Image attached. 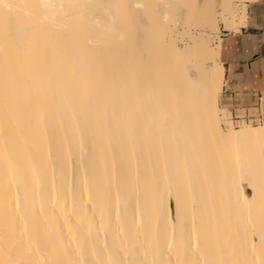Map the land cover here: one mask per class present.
Returning a JSON list of instances; mask_svg holds the SVG:
<instances>
[{
	"label": "bare ground",
	"instance_id": "6f19581e",
	"mask_svg": "<svg viewBox=\"0 0 264 264\" xmlns=\"http://www.w3.org/2000/svg\"><path fill=\"white\" fill-rule=\"evenodd\" d=\"M212 1L0 0V264H264V123L223 127L210 38L254 0Z\"/></svg>",
	"mask_w": 264,
	"mask_h": 264
},
{
	"label": "crops",
	"instance_id": "0c3cea01",
	"mask_svg": "<svg viewBox=\"0 0 264 264\" xmlns=\"http://www.w3.org/2000/svg\"><path fill=\"white\" fill-rule=\"evenodd\" d=\"M246 14L238 30L223 35L219 53L225 76L220 107L239 116L254 115L264 102V0L247 2Z\"/></svg>",
	"mask_w": 264,
	"mask_h": 264
},
{
	"label": "rangeland",
	"instance_id": "374dc122",
	"mask_svg": "<svg viewBox=\"0 0 264 264\" xmlns=\"http://www.w3.org/2000/svg\"><path fill=\"white\" fill-rule=\"evenodd\" d=\"M220 1L221 0H214V1H212L213 3L215 2V6L216 7H218V4L220 3ZM217 3V4H216ZM238 4V5H237ZM213 5V4H212ZM237 5V6H236ZM240 3H237L236 1H233V10L236 12V13H240L241 11H242V9L244 8V7H246L247 8V6H245L244 4L243 5H241ZM247 5V4H246ZM243 7V8H242ZM218 10H219V12L221 13L222 11L220 10V8L218 7ZM218 12V13H219ZM195 28L200 32V31H203V32H205L203 29H205L204 28V26L202 25V23H199L198 21H196L195 23ZM241 25V24H240ZM239 25V26H240ZM217 27H218V29H210L211 30V34H210V38L212 39L211 40V44H212V46H213V48L218 52V54L220 53V43H221V39H222V37H223V35L226 33V31L228 30V28L226 27V24H225V22L221 19V18H218V20H217ZM202 29V30H201ZM227 29V30H226ZM195 32V31H194ZM180 45L181 46H183L182 45V42H180ZM217 47H219L218 49H217ZM207 65H208V67H209V69H210V67H211V63H209L208 61H207ZM222 94V93H221ZM221 94H220V96H219V104H220V100H221ZM220 106H221V104H220ZM222 107V106H221ZM225 113L226 112H224L223 111V113H222V118H223V127L224 128H226V129H229V128H238V127H246V126H256V125H260V124H263L264 123V121H262V122H260V123H254V122H251V124L249 123V124H245V125H240V126H238L237 127V125L238 124H234V123H232V125H229V124H227V122L225 121V117H224V115H225ZM262 114H263V119H264V102H263V104H262ZM242 185H243V187L245 188V190H246V192H247V194L249 195V196H253V194H252V191H250V190H248L247 189V184L243 181L242 182ZM261 185V184H260ZM262 187H263V185H261ZM260 186V187H261ZM250 221V220H249ZM252 222H255V225H257L256 227H258V228H262L263 230H264V223L262 224V222H257L256 220H251ZM237 222H239V223H237V227L239 228V224H241L240 223V221L239 220H237ZM239 225V226H238ZM253 229H255V226L253 227ZM252 229V231H254ZM253 234V237H254V239L255 240H257V234H256V232L254 233H252Z\"/></svg>",
	"mask_w": 264,
	"mask_h": 264
},
{
	"label": "built area",
	"instance_id": "2783aa9c",
	"mask_svg": "<svg viewBox=\"0 0 264 264\" xmlns=\"http://www.w3.org/2000/svg\"><path fill=\"white\" fill-rule=\"evenodd\" d=\"M228 110V109H227ZM231 113L230 121L234 124H238L239 122L244 121L245 123H260L263 121V114H262V104L257 106V111L254 115L249 116H239L234 114L231 110H228Z\"/></svg>",
	"mask_w": 264,
	"mask_h": 264
}]
</instances>
